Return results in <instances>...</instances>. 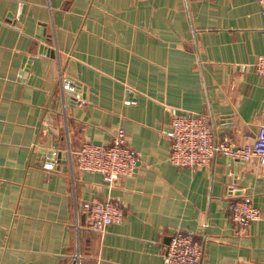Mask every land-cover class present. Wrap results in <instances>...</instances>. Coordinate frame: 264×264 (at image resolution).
<instances>
[{"label": "crops", "instance_id": "obj_1", "mask_svg": "<svg viewBox=\"0 0 264 264\" xmlns=\"http://www.w3.org/2000/svg\"><path fill=\"white\" fill-rule=\"evenodd\" d=\"M263 53L258 0H0V264H164L176 231L197 237L201 264H264V218L239 230L229 210L250 198L264 214L256 160L169 162L184 112L215 143L256 140ZM119 129L140 164L110 187L77 154ZM109 199L124 216L99 233L82 204Z\"/></svg>", "mask_w": 264, "mask_h": 264}, {"label": "built area", "instance_id": "obj_2", "mask_svg": "<svg viewBox=\"0 0 264 264\" xmlns=\"http://www.w3.org/2000/svg\"><path fill=\"white\" fill-rule=\"evenodd\" d=\"M264 19V0H258ZM255 71L264 77V53L255 61ZM172 135L169 162L180 168L206 169L216 154L245 162L256 160L264 171V126L258 130L254 142L237 146L232 141L215 143L208 119L201 114L184 112L172 118ZM78 168L83 172L102 174L112 187L120 179L132 177L139 167L140 156L130 146L127 133L119 129L109 144L85 142L78 152ZM82 210L92 228L106 232L107 228L121 221L124 216L122 204L111 199L96 202L85 201ZM231 219L239 230L249 227L254 221L264 218V214L250 198L233 200L229 204ZM204 250L197 237L184 231H176L165 248L164 264H201ZM71 264H82L76 253Z\"/></svg>", "mask_w": 264, "mask_h": 264}, {"label": "water", "instance_id": "obj_3", "mask_svg": "<svg viewBox=\"0 0 264 264\" xmlns=\"http://www.w3.org/2000/svg\"><path fill=\"white\" fill-rule=\"evenodd\" d=\"M42 26H45V25H42ZM44 39L45 38H42V40L44 41ZM41 51H44L45 50V46H41ZM69 92H71V90H67V93L69 94V96H68V100L69 101H74V100H71V95H70V93ZM42 153L43 154H46V153H49V155L51 156H53L54 155V153H51V152H47V151H42ZM57 158L58 159H60V161L62 160L63 162H66L67 161V157H66V154H64V153H58L57 154ZM230 158V157H229ZM230 159H232V158H230ZM234 160H236V161H243V160H239V159H234ZM27 264H34V263H27Z\"/></svg>", "mask_w": 264, "mask_h": 264}]
</instances>
